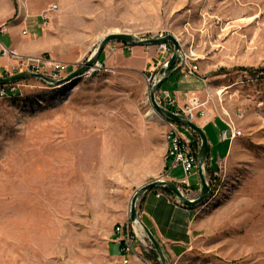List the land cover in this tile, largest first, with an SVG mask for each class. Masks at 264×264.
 Masks as SVG:
<instances>
[{"label":"rangeland","instance_id":"374dc122","mask_svg":"<svg viewBox=\"0 0 264 264\" xmlns=\"http://www.w3.org/2000/svg\"><path fill=\"white\" fill-rule=\"evenodd\" d=\"M28 3L33 10L55 8L46 13L48 25L40 23L48 51L36 59L67 66L57 80L110 34L178 40L208 84L214 121H232L242 132L225 159L205 165L213 194L200 207L202 229L187 262L264 264V73L244 71L264 69V0ZM17 16V0H0V29ZM121 47H105L97 63L106 71L90 79L0 87V264H103L120 214L129 222L133 194L169 181L166 126L158 115L145 117L152 109L149 73L129 67L126 52L118 59ZM47 71L40 66L51 78ZM16 74L15 65L0 78ZM195 93L206 101L204 90ZM172 175L184 179L178 170Z\"/></svg>","mask_w":264,"mask_h":264},{"label":"crops","instance_id":"0c3cea01","mask_svg":"<svg viewBox=\"0 0 264 264\" xmlns=\"http://www.w3.org/2000/svg\"><path fill=\"white\" fill-rule=\"evenodd\" d=\"M28 2L29 0L20 6L18 18L0 29V38L5 39L7 43V47H5L0 41V77L11 73L16 65L14 58L3 57L1 51L9 50L18 58H36L48 51V48L42 44L45 38L40 28L44 10H33V5ZM123 52L129 54L127 58L129 67L146 74L157 70L160 64L167 61V56L160 53L156 46L148 50L143 47H139V50L136 47H121L117 50L116 57L120 60L124 59ZM139 55L142 56L140 59L137 58ZM183 79L180 72L176 70L162 84L165 88L159 90L160 94L167 92L180 107L185 104V93H198L203 90L199 80L189 78L184 79L186 82H183ZM194 123L205 132L208 139L209 153L205 165L208 169L214 168L218 165V161L227 157L233 142L221 143L219 141L217 135L224 128V124L218 120L214 121L213 117ZM165 142L168 147L166 140ZM220 145L222 148L218 149ZM167 166L168 162L165 158L164 172L167 180L177 182L178 177L172 175L174 170L168 172ZM175 170L181 172L179 168ZM189 178L192 179L191 185ZM188 183L192 188L190 196L192 198L198 196L200 181L197 169L188 177ZM159 192H163L162 189L156 188L139 198L137 201L139 218L160 244L167 264H189L187 261L190 259L192 247L199 239L202 229V216L200 215L202 206L197 208L178 207L168 203L164 197L157 198L156 194ZM117 222L126 226L128 224L127 216L120 214ZM135 249L136 253L130 256L129 264H155V258L151 252L144 253L139 245H135ZM122 261L120 245L115 241V236L112 233L103 264H123Z\"/></svg>","mask_w":264,"mask_h":264},{"label":"built area","instance_id":"2783aa9c","mask_svg":"<svg viewBox=\"0 0 264 264\" xmlns=\"http://www.w3.org/2000/svg\"><path fill=\"white\" fill-rule=\"evenodd\" d=\"M17 1L19 11L20 6H23L27 0ZM54 11L55 8L51 7L43 13L42 20L45 26H47L49 22V18L47 17L46 13ZM16 18H18V16ZM127 48L130 47L128 46ZM156 48L160 53L164 54L165 56H169L172 52V47L167 44L156 45ZM3 56L14 58L17 61V74H41L43 72H40V66H48L49 71H47L46 73H49L52 79L57 80V78L60 77L61 73L67 69V66L65 65L43 60L41 58H18L13 52L6 49L3 50ZM164 63L162 65L160 64L157 70L150 72L147 75L149 76V78H146V80L148 83H150L151 87L160 80L161 71L164 66ZM175 68L180 72L181 76L184 79L193 78L201 82L203 90L206 93V101L200 102L199 98L194 92L185 93V104L180 107L176 100L171 98V96L167 92L160 94L158 91L156 94L157 102L166 109H173V113L181 115L191 122H195L198 119L208 120L210 117H212V115H210L209 109L208 107H206V105L209 102L211 96L209 94V88L206 80L199 75V69L197 64L194 61L190 60L188 56L185 55L181 50V52L177 56ZM102 71H106L105 68L102 67L99 63H96L79 79H90L97 73H100ZM242 117L243 114L239 112L238 118L240 119ZM163 122L167 130L165 134V139L168 144L166 153V160L168 162V166L166 170H168V172L178 168L181 170L182 174L184 175V179L174 183L178 186L184 196L190 198L192 188L188 183V177L197 169V153L199 149V144L196 143L192 136L188 133V130L190 129H188L187 127L179 126L170 121ZM223 124L224 128L220 130L219 134L217 135L221 143H232L240 136H242V132H240V130L235 126L234 123H232V121H225ZM162 191L163 192H159L156 194L157 198L164 197L168 203L178 207L181 206L178 200L172 194H170L168 191H165L164 188H162ZM137 212L139 216V211L137 210ZM136 228V226L130 224L129 222L126 226L117 225L114 228L113 235L115 236V241L120 245V254L123 258V264H129L130 256L136 253L135 245H139L142 248V251L147 254L153 250V247L147 240V238L141 236Z\"/></svg>","mask_w":264,"mask_h":264},{"label":"water","instance_id":"95a60500","mask_svg":"<svg viewBox=\"0 0 264 264\" xmlns=\"http://www.w3.org/2000/svg\"><path fill=\"white\" fill-rule=\"evenodd\" d=\"M111 42H118L121 45L129 47L156 46L159 44H167L172 47L171 56L164 63V66L162 68L160 80L149 89L148 99L152 109L160 117V119H162L163 121H170L179 126L187 127L197 136L199 140V149L197 153V173L200 181V187L198 196L194 198H188L184 196V194L174 182L165 180H155L140 187L133 194L129 203V223L136 227H139L143 231L147 240L152 245L153 250L155 251L158 257L159 263L167 264L166 257L160 247V244L156 241L151 232L142 223L138 216L137 201L143 195L156 188H164L178 200L182 207L197 208L199 206H202L206 201H208L213 194L212 189L209 188L210 186L206 180V176L204 173V168L209 153L208 139L205 132L194 122H191L185 117L167 110L166 108L161 106L156 100V94L160 90L162 84L170 77V75L174 71H176L175 63L178 54L181 52L178 40L172 35L159 36L157 38L155 37L150 39H138L137 37L128 34H110L100 41L95 50L91 52L88 58L81 65H79L76 70H74L72 73H70L68 76L61 80H54L39 73H20L14 76L0 78V87H6L27 79H37L52 87H57L64 83L75 81L98 62L99 57L103 53L105 47Z\"/></svg>","mask_w":264,"mask_h":264},{"label":"trees","instance_id":"16d2710c","mask_svg":"<svg viewBox=\"0 0 264 264\" xmlns=\"http://www.w3.org/2000/svg\"><path fill=\"white\" fill-rule=\"evenodd\" d=\"M244 71H246V72H248V73H264V69H263V68H259V69H256V70L250 68V69H245ZM167 110L173 112V109L167 108ZM196 137H197V136H196ZM165 191H167V190H165ZM151 254H153V256H154V258H155V259H154V260H155V264H159V261H158L157 255H156V253H155L154 250L151 251Z\"/></svg>","mask_w":264,"mask_h":264},{"label":"bare ground","instance_id":"6f19581e","mask_svg":"<svg viewBox=\"0 0 264 264\" xmlns=\"http://www.w3.org/2000/svg\"><path fill=\"white\" fill-rule=\"evenodd\" d=\"M115 33H117V31H115ZM73 82H74V81H73ZM148 101H149V100H148ZM154 115H157V114L154 112L153 109H150V110L147 112V114H146L145 117L152 118Z\"/></svg>","mask_w":264,"mask_h":264}]
</instances>
